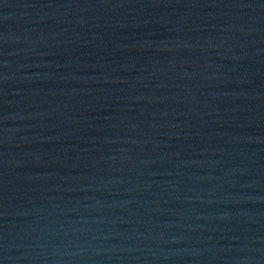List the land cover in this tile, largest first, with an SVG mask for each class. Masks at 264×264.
Masks as SVG:
<instances>
[{"label": "water", "instance_id": "1", "mask_svg": "<svg viewBox=\"0 0 264 264\" xmlns=\"http://www.w3.org/2000/svg\"><path fill=\"white\" fill-rule=\"evenodd\" d=\"M0 264H264V0H0Z\"/></svg>", "mask_w": 264, "mask_h": 264}]
</instances>
